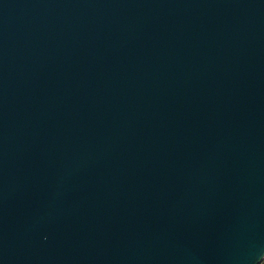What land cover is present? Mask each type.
<instances>
[{"label":"water","instance_id":"obj_1","mask_svg":"<svg viewBox=\"0 0 264 264\" xmlns=\"http://www.w3.org/2000/svg\"><path fill=\"white\" fill-rule=\"evenodd\" d=\"M264 0H0V264H260Z\"/></svg>","mask_w":264,"mask_h":264},{"label":"built area","instance_id":"obj_2","mask_svg":"<svg viewBox=\"0 0 264 264\" xmlns=\"http://www.w3.org/2000/svg\"><path fill=\"white\" fill-rule=\"evenodd\" d=\"M260 264H264V257H263V259L261 260Z\"/></svg>","mask_w":264,"mask_h":264}]
</instances>
